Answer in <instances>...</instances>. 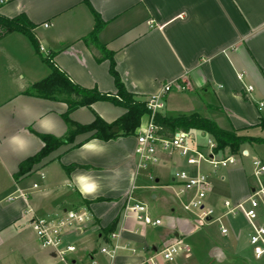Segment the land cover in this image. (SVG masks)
Here are the masks:
<instances>
[{
    "label": "crops",
    "instance_id": "obj_1",
    "mask_svg": "<svg viewBox=\"0 0 264 264\" xmlns=\"http://www.w3.org/2000/svg\"><path fill=\"white\" fill-rule=\"evenodd\" d=\"M1 1L0 14L10 18L23 15L33 26L31 32L42 50L37 53L30 44L23 53L16 51L12 46L18 40L5 39L18 32L0 39V76L15 74L19 79L8 95L0 96V199L17 189L26 193V198L0 203V252L21 253L16 258L7 257L11 258L7 263L0 255V264H64L52 249L41 247L37 240L28 250L22 233L32 227V219L48 218L82 205L83 200L89 201L84 205L92 214L91 229L84 226L73 231L77 242L67 231L65 241L76 248L69 254L71 264H88L89 258L105 264L106 258L98 248L112 243L108 237L111 232L119 233V243L135 248L133 254L120 249L117 264L138 263L146 246L163 248L177 239L184 244L195 232L196 225L191 226L190 221L196 218L182 207L192 192L177 193L173 178L180 170L206 175L209 190L205 204L217 215L223 214V202L236 204L250 195L255 182L245 159L251 149L264 162L261 143L243 144L236 154L218 151L219 157L236 156L234 164L218 168L207 163L188 165L177 152L159 150L158 161L167 168L165 177L152 173V169L147 173L153 177L154 188L160 190L151 193V199L164 201L170 217L173 234L163 240L158 237L161 223L149 226L122 215L127 197L141 201L135 196L136 188L150 185H136L141 170L137 169L134 153L135 133L107 141L85 140L88 133L78 134L73 143L53 150L21 180L15 181L13 173L21 160L41 148L38 133L62 137L67 130L62 118L67 108L64 102L23 94L49 72L41 54H51L54 64L73 82L101 92H115L108 60L97 61V51L82 41L93 28V10L104 22L97 40L113 52L115 69L127 91L145 99L158 93L164 83H182L186 87L183 93L192 96L181 106L191 104V113L209 118L224 130L264 137V105L258 110V104L264 101V0ZM237 73L243 74L242 79L237 78ZM247 85L252 86L250 92L245 91ZM215 104L220 109L213 107ZM181 106L169 105L167 109L183 112ZM123 112L112 103L96 101L89 108L72 110L68 116L86 124L96 113L111 123ZM181 114L187 115H177ZM188 131L198 144L210 137L198 129ZM71 163L82 167L66 173L63 167ZM259 182H264V174L257 177V186ZM34 183L36 188L32 187ZM89 185L94 186L92 191L85 190ZM165 189L171 190V197H167ZM257 213L256 223H264V202ZM243 220L248 243L251 228L244 216ZM105 228L110 230L104 232ZM228 230L229 241L213 252L208 264H249L243 254L246 243L234 227ZM227 233L226 229L223 235ZM164 261L158 258V264ZM257 264H264V256L257 259Z\"/></svg>",
    "mask_w": 264,
    "mask_h": 264
},
{
    "label": "built area",
    "instance_id": "obj_2",
    "mask_svg": "<svg viewBox=\"0 0 264 264\" xmlns=\"http://www.w3.org/2000/svg\"><path fill=\"white\" fill-rule=\"evenodd\" d=\"M0 3H2L1 0ZM39 50H42V48L39 47ZM242 77V73H237L238 79H242ZM185 89L186 87L182 83L170 81L162 84L158 93L144 99L147 111L144 115L146 119L138 125L135 132L134 153L138 170L145 169L150 163L158 162L157 153L159 150L177 152L188 165L207 163L213 168H218L226 167L236 162L234 155L217 156L219 152L215 150L216 144L211 137L207 138L203 144H198L194 142L193 135L189 131L175 130L166 136L162 133V128L155 123L154 118L163 107L162 99L164 96L171 90L183 91ZM251 90V85L245 87L246 92ZM262 105H264V101L258 104V110L262 109ZM251 167L252 174L256 178L264 174V162L259 158L256 157L251 160ZM147 177L152 182L154 181L153 177L148 173ZM173 181L178 186V194H183L187 191L192 192L187 201L182 203V207L184 210L194 214L200 226L215 221L219 223L220 232L225 234L226 229L221 224L222 215H232L236 214L238 210L241 211L251 228L248 234V243L252 249L253 256L256 259L264 256V223H256L257 209L260 203L264 202V182H259L258 186L253 187L248 197L236 204H231L228 201L223 202V214L217 215L214 208L205 204L206 194L209 190V182L205 174L198 172L191 175L184 170H180L174 173ZM32 187L36 188L37 184H32ZM148 187L154 188L155 185L152 183ZM18 198H26V193L17 189L16 192L0 199V203H8ZM122 215L123 217H132L149 226H157L161 223L159 218H154L147 212V206L143 202L136 200L131 195L127 197ZM91 220V212L86 205L82 204L60 213H53L48 218H34L31 221V226L41 247L52 249L64 264H71L69 254L74 252L76 248L73 244L65 241V234L69 230L81 229L85 226V222H91ZM108 237L112 240V243L98 248V252L106 258L105 264H117L116 258L120 249L126 248L131 254L135 253V248L119 243L120 235L118 232H111ZM187 249V245L183 244L180 239L163 248L146 246L142 251L140 261L136 264H158V258L170 262L177 251ZM88 264L103 263L94 258H89Z\"/></svg>",
    "mask_w": 264,
    "mask_h": 264
},
{
    "label": "trees",
    "instance_id": "obj_3",
    "mask_svg": "<svg viewBox=\"0 0 264 264\" xmlns=\"http://www.w3.org/2000/svg\"><path fill=\"white\" fill-rule=\"evenodd\" d=\"M94 24L92 30L82 37V41L91 48L97 51L95 59L101 61L107 59L109 66L108 71L112 77L115 87L114 93L101 92L96 87H84L73 82L67 74L60 70L53 62L52 55L49 53L41 54V58L45 66H47L48 74L30 84L23 94L33 97H39L50 100L62 101L66 104V111L62 114V118L66 124L67 130L62 137H55L50 134L38 133L37 137L42 143L39 151L31 156L21 160L17 165V170L13 173L15 181H19L31 173L34 165L40 163L53 150L62 145L71 144L78 134L88 133L85 140L97 139L107 141L115 139L119 136H128L135 133V129L140 124L141 118L146 114L145 101L139 98L136 94L127 91L115 69L113 52L108 50L103 44L97 40V34L103 27L104 22L99 15L92 11ZM33 26L23 15L15 17H6L0 14V39L11 32L23 34L29 40L33 49L40 53L39 45L31 30ZM106 101L113 105L124 109V112L113 122H105L99 115L94 113L91 122L86 124L77 123L69 118V113L79 107L89 108L93 102ZM210 106V104L208 105ZM220 109L218 104L213 105ZM155 123L162 128L164 135H170L175 130L188 131L190 129H198L206 132L215 142L216 151L223 152L227 150L230 154L239 152L240 147L246 143H261L264 144V137L246 135L238 130H224L219 128L209 118L193 112L190 114H181L177 116H166L161 112L155 115ZM117 126L118 130L113 131L112 127ZM82 143H76L73 146H78ZM82 167L76 163H71L64 166L66 173L71 170ZM83 204H88V200H83ZM110 230L103 229L104 232Z\"/></svg>",
    "mask_w": 264,
    "mask_h": 264
},
{
    "label": "rangeland",
    "instance_id": "obj_4",
    "mask_svg": "<svg viewBox=\"0 0 264 264\" xmlns=\"http://www.w3.org/2000/svg\"><path fill=\"white\" fill-rule=\"evenodd\" d=\"M15 38V40H18V43L13 45L14 49L16 51H19V53H23V51L28 48L30 49V43L28 39L23 36L20 33H13L10 35L7 39L5 40H12ZM46 54V53H45ZM40 79V78H39ZM15 82H19V79L17 78V75H12L10 77H6L5 75L0 76V96L2 95H8L12 90H13V85H15ZM7 85V86H6ZM192 96L191 93H183V91H176V90H171L167 93L166 98L162 99L163 107L160 110L161 113L167 114V115H177L179 113H191L193 108L191 107V104H186L181 106V103L186 102L188 103V97ZM165 97V96H164ZM185 98V101L182 99ZM170 106H181L183 107L180 112L178 111H173L167 109V107ZM190 105V106H189ZM187 106V108H186ZM187 111V112H186ZM203 112V110H201ZM146 119L145 116L142 117V122ZM256 148L257 145H254ZM250 156L246 158L245 160L247 161V166L249 171H251L252 167L250 166L249 161H251L254 157H257V154L253 152V150L249 149ZM236 158V156H234ZM152 169V173H162V177H165V166H163L160 161L155 162V163H150L146 166L145 169H142L138 175V178L136 180V185H148L152 184V180H149L147 177V172ZM164 172V173H163ZM252 172V171H251ZM252 175V174H251ZM252 178L255 182V186H257V178L252 175ZM160 190L156 188H144V187H137L135 190V196L136 198L140 199L143 201L146 206H147V212L150 215H157L161 221L159 230L160 233L158 237L163 240L166 238H169L173 234L172 228H170V217L169 214L165 210V203L162 200L156 199L153 200L151 199L150 195L151 193L159 192ZM166 193H168L167 197L172 196V192L170 189H165L164 190ZM4 204V203H2ZM150 210V211H149ZM196 225L195 232L191 235L188 236L184 240V244L188 246V250H179L174 254V257L172 261H164V264H208L211 261L213 252L216 251L217 249H222L223 245L229 241L228 234H229V228L232 226L234 227L237 232L240 235V240H242L244 243H246V248L243 252L244 256L247 258V261H249V264H257V259L254 258L252 254V249L247 243V230L245 227V222L243 220V215L241 211H237L234 217L231 215H227L221 219V224L227 229L228 233L226 235L221 234L219 230V223L212 221L208 222L204 225H198L196 220L190 221V225L194 226ZM84 225L88 228L91 229L90 222H85ZM70 231V237H72L73 242H77V236L73 233L72 230ZM72 231V232H71ZM66 235V234H65ZM23 236V243L24 245L27 246V249L29 250V247L34 244V241L36 240L34 231L32 227L27 228L26 230L23 231L22 233ZM85 241L84 239H81ZM37 242V241H35ZM23 252L24 249H23ZM0 255H3V262L7 263V260H11V258H16L18 255H21V253H5V252H0ZM11 256V258H7Z\"/></svg>",
    "mask_w": 264,
    "mask_h": 264
},
{
    "label": "snow or ice",
    "instance_id": "obj_5",
    "mask_svg": "<svg viewBox=\"0 0 264 264\" xmlns=\"http://www.w3.org/2000/svg\"><path fill=\"white\" fill-rule=\"evenodd\" d=\"M85 190H86V191H92V190H93V186H90V185H89V186L86 187Z\"/></svg>",
    "mask_w": 264,
    "mask_h": 264
},
{
    "label": "water",
    "instance_id": "obj_6",
    "mask_svg": "<svg viewBox=\"0 0 264 264\" xmlns=\"http://www.w3.org/2000/svg\"><path fill=\"white\" fill-rule=\"evenodd\" d=\"M112 130H113V131H117V127H116V126H113V127H112Z\"/></svg>",
    "mask_w": 264,
    "mask_h": 264
},
{
    "label": "clouds",
    "instance_id": "obj_7",
    "mask_svg": "<svg viewBox=\"0 0 264 264\" xmlns=\"http://www.w3.org/2000/svg\"><path fill=\"white\" fill-rule=\"evenodd\" d=\"M94 187V186H93Z\"/></svg>",
    "mask_w": 264,
    "mask_h": 264
}]
</instances>
